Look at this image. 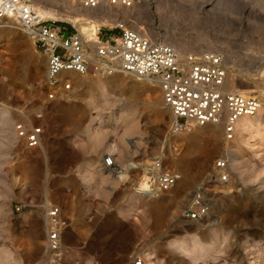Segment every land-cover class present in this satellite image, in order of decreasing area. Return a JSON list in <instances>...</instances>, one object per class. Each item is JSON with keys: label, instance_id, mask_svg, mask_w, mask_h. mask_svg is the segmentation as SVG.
<instances>
[{"label": "rangeland", "instance_id": "obj_1", "mask_svg": "<svg viewBox=\"0 0 264 264\" xmlns=\"http://www.w3.org/2000/svg\"><path fill=\"white\" fill-rule=\"evenodd\" d=\"M32 4L81 31L85 15L59 8L71 4ZM120 12L181 53L221 51L227 88L234 79L235 89L261 98V127L228 142L217 123L172 134L160 88L122 72L66 73L74 89L52 100L46 55L13 22H0V264H54L46 248L50 205L67 222L56 264H130L134 253L147 264H264V0H140ZM115 24L101 25V35L117 34ZM39 112L43 143L28 148L15 125L39 123ZM226 152L227 177L214 170ZM105 154L117 170L101 168ZM158 157L180 181L169 192L142 194L138 185ZM198 191L212 210L194 221L183 210Z\"/></svg>", "mask_w": 264, "mask_h": 264}, {"label": "built area", "instance_id": "obj_2", "mask_svg": "<svg viewBox=\"0 0 264 264\" xmlns=\"http://www.w3.org/2000/svg\"><path fill=\"white\" fill-rule=\"evenodd\" d=\"M32 1L0 0V22H13L15 27L27 33L35 48L46 55L45 79L52 100L74 89L73 79L66 75L68 71L98 75L122 72L160 88L163 104L170 112V133H183L196 126L217 123L222 125L223 139L227 142L235 138L239 118L253 116L262 107L257 94L226 87L228 66L221 51L181 53L175 45L160 40L157 35L132 27L120 10L134 8L140 0H61L71 4L59 6L65 13L78 15L74 7L93 13L97 21L94 38L75 26L59 23L62 21L57 18L45 17ZM57 10L54 15H58ZM108 22L116 23L113 31L117 34L105 37L101 35V25L106 26ZM58 24H61L59 30ZM36 118L39 123L22 120L15 125L17 135L28 148L40 147L43 143V112ZM228 158L226 152L215 162L216 173L220 171L227 177ZM115 166L114 155L105 154L101 168L109 171ZM180 178V174L165 163L164 157H158L149 164L138 191L149 196L166 193L178 185ZM211 210L209 200L198 191L183 213L190 220L201 221ZM45 219L46 248L51 253L52 263L56 264L64 254L63 236L67 222L57 205L46 209ZM130 264L147 262L143 256L134 253Z\"/></svg>", "mask_w": 264, "mask_h": 264}, {"label": "bare ground", "instance_id": "obj_3", "mask_svg": "<svg viewBox=\"0 0 264 264\" xmlns=\"http://www.w3.org/2000/svg\"><path fill=\"white\" fill-rule=\"evenodd\" d=\"M79 11V10H78ZM81 11V10H80ZM87 14V15H86ZM83 15H85V18L84 19H82L80 22H81V24H80V30H81V32L83 33V34H85L86 36H89L90 38H94L96 35H97V27L96 26H94V25H86V24H84L83 22L85 21H90V19L89 18H91V20H94L95 21V19H96V17H92V16H90V14L89 13H84V12H78V16H76V18H78V17H80V16H83ZM87 18V19H86ZM91 22V21H90ZM86 25V26H85ZM91 26V27H90ZM68 74L70 73V74H73L72 73V71H68L67 72ZM135 79H137V78H135ZM230 82V84H228V85H230L231 87L230 88H234L235 89V87H234V79L232 80L231 79V81H229ZM232 83V84H231ZM226 87H227V85H226ZM229 88V89H230ZM231 90V89H230ZM242 91V90H241ZM246 93V92H245ZM247 93H249V92H247ZM261 110V109H260ZM260 110L255 114V115H253V116H243V117H241V118H239V120L237 121V123H236V132H254L255 130H258L259 129V127H261V125H260V114H259V112H260ZM131 123H133V122H131ZM131 125V124H130ZM127 132L128 133H134L136 130H135V127H134V125H132V126H127ZM258 133V132H257ZM103 136L102 135H100V137L99 136H97L96 135V137H95V139L97 140V141H101L102 142V140H103ZM99 139V140H98ZM95 141V140H94ZM100 142V143H101ZM97 143V142H96ZM115 167H116V169H115ZM114 168H113V170L115 169V170H117V165L115 166ZM107 171V170H106ZM120 175V174H119ZM126 176V174L123 172L122 174H121V178H124ZM138 189V188H137ZM139 190V189H138ZM140 192V191H139ZM156 195V194H155ZM154 195V196H155Z\"/></svg>", "mask_w": 264, "mask_h": 264}]
</instances>
